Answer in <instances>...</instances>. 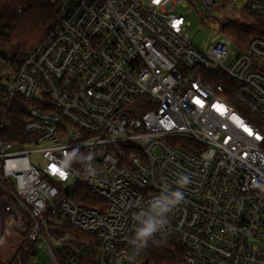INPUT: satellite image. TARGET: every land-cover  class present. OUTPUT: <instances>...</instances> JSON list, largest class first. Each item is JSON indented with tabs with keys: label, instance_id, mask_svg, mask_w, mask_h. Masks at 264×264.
I'll return each instance as SVG.
<instances>
[{
	"label": "built area",
	"instance_id": "2783aa9c",
	"mask_svg": "<svg viewBox=\"0 0 264 264\" xmlns=\"http://www.w3.org/2000/svg\"><path fill=\"white\" fill-rule=\"evenodd\" d=\"M184 1L57 0L46 35L0 57L4 253L162 264L150 248L173 241L178 264H264V37L199 48ZM188 1L264 15V0ZM147 219L168 223L133 260Z\"/></svg>",
	"mask_w": 264,
	"mask_h": 264
},
{
	"label": "trees",
	"instance_id": "16d2710c",
	"mask_svg": "<svg viewBox=\"0 0 264 264\" xmlns=\"http://www.w3.org/2000/svg\"><path fill=\"white\" fill-rule=\"evenodd\" d=\"M57 0H0V57L6 53H20L36 45L56 19ZM245 17L221 19L225 35L232 38L239 49L253 36L264 37V15L245 13ZM150 257L162 264H178L180 247L173 241H155ZM37 252L32 246L16 252L7 263L29 264ZM83 264V263H81Z\"/></svg>",
	"mask_w": 264,
	"mask_h": 264
},
{
	"label": "rangeland",
	"instance_id": "374dc122",
	"mask_svg": "<svg viewBox=\"0 0 264 264\" xmlns=\"http://www.w3.org/2000/svg\"><path fill=\"white\" fill-rule=\"evenodd\" d=\"M200 7V8H199ZM239 2H235V5L231 3H224L219 6V9L212 11H205L201 9L199 3L189 2L185 0L183 5L178 4L174 7V12L182 15L187 23V35L191 42L199 48H205L210 43L214 42L218 37L224 34L222 27L220 28V22L223 15L237 16L242 13V10L238 8ZM205 15V16H204ZM245 17L239 16L238 19ZM227 63V62H226ZM32 159L35 161H41L39 157L32 154ZM2 225L0 223V231ZM0 247V261L7 263L10 260V255L13 250H9L4 253V249ZM29 264H54L51 259L46 255L45 250H38L35 254V258H31Z\"/></svg>",
	"mask_w": 264,
	"mask_h": 264
},
{
	"label": "clouds",
	"instance_id": "9594fccd",
	"mask_svg": "<svg viewBox=\"0 0 264 264\" xmlns=\"http://www.w3.org/2000/svg\"><path fill=\"white\" fill-rule=\"evenodd\" d=\"M189 183L188 176H182L181 186H186ZM183 193L175 191L173 198L167 200L157 199L151 205L153 211L159 217H164L169 214L174 207H176L182 200ZM165 219H147L143 221L142 225L135 229L133 244L136 248L133 250V260L140 255V253L148 246L149 241H152L155 235L160 232L167 224Z\"/></svg>",
	"mask_w": 264,
	"mask_h": 264
},
{
	"label": "snow or ice",
	"instance_id": "6c2138e0",
	"mask_svg": "<svg viewBox=\"0 0 264 264\" xmlns=\"http://www.w3.org/2000/svg\"><path fill=\"white\" fill-rule=\"evenodd\" d=\"M246 131H249V134H251V131L249 130V129H245ZM257 138H259V137H257ZM54 171H58L57 169H53ZM59 174L61 175V176H64L65 175V173L64 172H62V171H60L59 172Z\"/></svg>",
	"mask_w": 264,
	"mask_h": 264
}]
</instances>
